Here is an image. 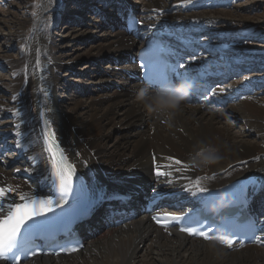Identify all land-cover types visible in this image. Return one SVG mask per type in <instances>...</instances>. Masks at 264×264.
Returning a JSON list of instances; mask_svg holds the SVG:
<instances>
[{"label": "bare ground", "instance_id": "6f19581e", "mask_svg": "<svg viewBox=\"0 0 264 264\" xmlns=\"http://www.w3.org/2000/svg\"><path fill=\"white\" fill-rule=\"evenodd\" d=\"M103 2L109 5L103 3L100 6L95 2V6H105L104 11L112 13L102 12L100 18L94 20L86 16L81 18L77 22L80 27L71 29L70 38L84 44L98 29L109 26L108 29L112 30L107 29L101 37L91 39L94 42L87 49L74 44L73 56H69L67 63L63 59L68 55L63 52L67 49V45H63L64 35L60 34L61 38L56 39L50 29L54 12L61 7L60 0H43L36 15L28 19L31 26L40 22L31 31L30 39L23 40L24 19L20 16L15 20L18 21V30L13 31V25L3 23L8 32L6 34L13 36L15 33L23 48L14 56L0 54V67L9 77L0 76V134L11 131L14 136L11 143L22 151L24 163L21 162L22 167L18 164L6 168L12 157L1 160L0 181L13 186L19 184L21 190L37 193V185H29L19 175L43 179L45 170L50 166L37 118L42 106L59 144L75 165L90 196L133 193L132 189L139 186L148 196V187L155 185L157 191H170L179 200L191 201L205 193L196 191L197 177L200 178L199 187L208 191L251 175L259 178L263 188L264 97L258 96L261 91L248 83L229 90L217 89L212 95L217 101H237L236 105H229L225 112L234 116L232 118L239 124L241 122L249 137L254 135V138H248L245 132L232 135L221 120L223 112L214 109L211 103L195 106L183 103L181 110L173 116L148 111L136 99L142 86L127 79L121 71L132 68L123 64L124 59L127 54H135L141 45L120 28V17L115 13L122 11L123 6L135 5L145 29L161 31L174 25L168 22L172 18L175 23L178 21L184 25L182 33H190L198 29L202 18L193 13L172 15L169 12L181 9L193 11L204 6V0H191L190 3H183L182 0ZM86 7H82L81 11H85ZM6 40L8 47V38ZM213 44L209 46L219 51L222 49V45ZM36 50L40 55L38 67L34 65ZM238 50L235 48L234 52ZM247 52L252 53L253 50L248 48ZM85 60L98 63L91 69L96 72L88 71L86 64L81 65ZM199 60V64L228 66L223 56L220 59L203 56ZM102 61L107 63L100 68ZM62 69L76 71L73 80L82 84L81 87L69 86L75 89L78 98L69 99V107L62 97L54 96ZM7 115L12 117L6 120ZM201 141L215 147L220 159L207 165L195 163L193 156ZM169 157L181 160L182 164H174ZM158 166L171 172V175L157 176ZM16 169L20 171L16 172ZM169 180L172 182L169 183ZM186 188L192 191H185ZM137 197H133L131 205L135 204ZM142 197L143 194L140 202ZM93 226L96 230L100 228V225ZM83 251L86 255H94L82 259L80 254ZM70 258L74 260L69 261ZM36 260L42 261L35 263ZM29 261L32 262L30 264H264V248L249 246L230 251L212 242L156 228L146 218L138 217L130 223L103 231L100 236L87 237L84 249L78 253L67 257L39 256Z\"/></svg>", "mask_w": 264, "mask_h": 264}, {"label": "rangeland", "instance_id": "374dc122", "mask_svg": "<svg viewBox=\"0 0 264 264\" xmlns=\"http://www.w3.org/2000/svg\"><path fill=\"white\" fill-rule=\"evenodd\" d=\"M103 1L104 0H60L61 7L54 12V15L51 19L52 24L50 29L52 31V35H54V38L56 39L61 38L60 34L62 36L64 35V37H62L63 45L64 46L67 45L66 46L67 49L63 52L68 55L64 56L63 59L66 63L68 62L69 56H73L71 53L74 52V50H72V48H74L73 47L74 44L76 46H80L81 49L82 48L87 49L90 46V44L94 42V40L91 39L93 38L97 39L98 37H101L100 35L103 32L107 31L109 26H107L106 28L104 27L102 29L101 28L98 29L94 34H91L92 38L87 40L84 44H81L76 39L74 40V38H70L71 29L73 27H80V25H78L77 22L81 18L85 19L86 16L91 18V20L92 19L94 20V18H100V14L102 12L108 14L112 13V11L111 12L104 11L105 6L104 8L103 7L98 8L97 6H95L96 3H100L101 6L104 3ZM115 1L119 2L121 0H112V2ZM42 2L43 0H0V54L2 55L9 54L11 56H14L17 54V52L20 49L23 48V43L18 39L19 37L15 36V33H13V36L6 34L8 32L3 23L5 22L9 24V26L13 25L14 26V29H12L13 31L18 30L19 29L17 25L18 21L15 22V20L17 17L20 16V18L24 19L22 24L24 29L23 40L24 38L26 40L30 39L31 31L33 32L35 27L37 28V26L40 25V22H35V24L31 26V24L28 22V19L33 18L36 15L37 11L41 8ZM204 2H205L204 6L197 7L196 9H193V11L190 12L181 11V10L179 12L178 11L176 12V10H171L169 13L172 15H174L175 13L178 15L193 13L195 16L201 17L202 19H200V21L201 23H203L202 32L209 30V31H213L215 34L219 32V34L222 35L221 37L219 36L217 38L215 34L206 37L207 39H209V41H217V39L219 40L220 38L222 39V41H226L222 44L225 47V50L222 49L223 54H226L230 57V55L233 52L232 50H235V48H239L240 50H238L237 52L244 54L243 58L246 59V62L244 63L245 65H248L247 61L251 60L252 58L257 59L259 63H261V65H259V67H257L256 70H254L253 72L254 75L260 73V71L262 70L264 71V0H204ZM104 4L109 5L106 3ZM82 7H86V10L81 11ZM168 22L175 24L172 18H169ZM110 30H112V28L108 29V31ZM6 38H8V42H9L8 47L5 43L7 42ZM248 48L253 50L252 53L254 54L243 53L244 50L245 52H247ZM34 54H35L34 65L35 67H38L40 64V60H39L40 55L37 50L34 51ZM220 57L221 56L216 57L214 59H218V58L220 59ZM223 59H225L224 56ZM38 60L39 63H37ZM106 63L107 62L102 61L100 63V68L106 66ZM83 64H86L88 71L92 72L91 69H93V67L96 66L98 63L85 60L84 62H82L81 65ZM260 67H262V69H259ZM94 72L96 71L94 70L92 73ZM74 74H76V71L74 72V70L62 69V71H60L61 78L57 81L56 86L54 88V90H56L54 91V96L56 95L57 97L60 98L62 97L65 104L70 103L68 101H70L69 99H71L72 97L77 98L75 89L69 86L73 84L74 86L76 85L78 87H81L82 85L79 84V81L73 80V78H76ZM262 74L264 75V72ZM0 76L2 77L5 76L7 79L9 78L6 75L4 69H2L1 67H0ZM246 82L247 83L238 84V85H247L250 81H246ZM118 88L119 87H116V89L119 91L120 89ZM260 91L261 92L258 94V96L264 97V86L262 89H260ZM234 102H236L237 104V101ZM236 104L234 103V105ZM67 105H66L67 107L70 106V104ZM7 116L8 117L5 118L6 120L12 117L9 115ZM18 116L19 114L15 115L14 117H18ZM232 117L229 116V114L227 115V113L223 111L221 120L224 123H226L227 128L230 131V133H232V135L238 136L243 134V132H245L244 131L245 129L244 127L243 128L241 127L240 125L241 122L239 124ZM245 134L248 138H254V135H251V137H249L247 135V131L245 132ZM22 163L24 162L22 161ZM22 163L19 162L18 164L22 167L23 166ZM18 164L16 165L19 166ZM19 176L22 177V174H20ZM143 189L144 188L141 186H139L137 189H135V187L134 189H132L133 193L136 191H137L136 193H138L136 196H134V197L138 196L137 198H135V201L140 200L142 191H144ZM102 233L103 231L99 233L98 236H100ZM84 251L80 254V258L82 259H85L86 257H92L94 255V254L86 255ZM141 255L140 257H138V259L141 258ZM68 260L72 261L74 260V258H70ZM41 261L42 260H36L35 263H39ZM30 263L32 262L29 261L24 264H30Z\"/></svg>", "mask_w": 264, "mask_h": 264}, {"label": "snow or ice", "instance_id": "6c2138e0", "mask_svg": "<svg viewBox=\"0 0 264 264\" xmlns=\"http://www.w3.org/2000/svg\"><path fill=\"white\" fill-rule=\"evenodd\" d=\"M183 3H190L191 0H182ZM35 15V14H34ZM155 28L156 25H150ZM195 59V57H192ZM39 63V60L37 61ZM145 69H149V64L144 65ZM183 68V65H179ZM184 73L176 71L174 68L165 69L162 73H157L150 79L153 87H170L177 79L183 77ZM215 95V91L211 93ZM45 144L47 145L51 162V171L47 179H49L56 188L54 200L52 196L41 197L32 191H23L19 184L13 186L0 181V260L15 261L21 259L20 253L24 251V245L31 238L34 242L40 232L51 221L57 219L65 211L64 205L68 203V195L73 191L74 177L76 176V168L65 156L63 149H60L56 142L55 134L49 131L45 136ZM19 147V145H18ZM174 164L181 165L182 161L175 157H169ZM168 167H171L169 165ZM231 167V166H230ZM19 172L20 169H16ZM157 176H170L171 172L163 171L159 166L156 170ZM197 184L194 185L197 192H208L205 187H199L200 178L197 177ZM169 183L172 181L169 180ZM185 191H192L191 188H186ZM234 195H238L234 194ZM18 201V202H17ZM57 209L60 211L57 212ZM52 214V215H49ZM171 216L173 220L180 219L179 216L165 214ZM158 220L157 217H153ZM182 231L190 235H198L207 240H215L221 244L232 246V239L225 236H209L208 231L197 230L194 228H183ZM37 251H29L28 255H37L39 245H36ZM66 249H61L65 251ZM75 251V249H71Z\"/></svg>", "mask_w": 264, "mask_h": 264}, {"label": "clouds", "instance_id": "9594fccd", "mask_svg": "<svg viewBox=\"0 0 264 264\" xmlns=\"http://www.w3.org/2000/svg\"><path fill=\"white\" fill-rule=\"evenodd\" d=\"M193 87L194 84L190 79H179L172 86L159 88L156 91H150L148 86H143L138 90L136 99L150 112L173 116L181 110ZM200 145L193 156L195 163L207 165L220 159L215 147L203 141Z\"/></svg>", "mask_w": 264, "mask_h": 264}]
</instances>
